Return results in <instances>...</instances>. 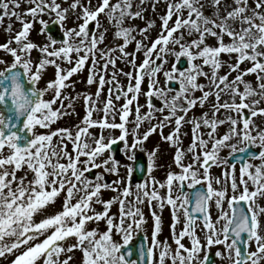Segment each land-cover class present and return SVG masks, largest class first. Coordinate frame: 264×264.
<instances>
[{"label":"snow or ice","instance_id":"1","mask_svg":"<svg viewBox=\"0 0 264 264\" xmlns=\"http://www.w3.org/2000/svg\"><path fill=\"white\" fill-rule=\"evenodd\" d=\"M147 2L0 0V25L5 18L21 25L8 23L0 42V258L12 257L10 264H215L214 246L222 249L214 256L227 264H264V127L254 119L264 117V0H151L153 12L166 5L155 37L156 21L143 15ZM101 17L116 29L113 40L119 43L105 45L109 28ZM137 19L145 22L142 27L127 24ZM36 23L44 42L31 38ZM50 24L60 27V39L49 32ZM169 57L174 62L166 69ZM181 58L187 61L183 69L177 66ZM50 67L54 78L41 86ZM84 70L95 92L69 93L76 86L71 78ZM176 82L178 90L170 87ZM81 100L79 122L58 126L78 115ZM206 103L209 112L189 116ZM186 124L191 142L184 148ZM158 130L175 147L181 170L169 171L164 181L152 175L159 148L143 147ZM119 142L130 163L113 154ZM249 145L260 150L249 152ZM137 151L148 152V176L134 183V174L144 171ZM213 166L220 175L212 174ZM107 175L116 179L109 182ZM185 187L194 190L191 198ZM105 192L115 195L105 199ZM58 200L60 208L49 213ZM145 205L153 221L150 243L134 251L133 232L148 224ZM157 206L161 214L171 208L170 237L164 239Z\"/></svg>","mask_w":264,"mask_h":264},{"label":"rangeland","instance_id":"2","mask_svg":"<svg viewBox=\"0 0 264 264\" xmlns=\"http://www.w3.org/2000/svg\"><path fill=\"white\" fill-rule=\"evenodd\" d=\"M138 3H139V0H134V4H138ZM23 7L26 8V7H28V5L25 4V5H23ZM144 7L146 8V11H144L143 15L147 19H154L156 21V28H154L152 30V36L155 37L156 34H157V30L159 29V26H160L159 16L164 14V12L166 11V5L164 3L158 4L157 7H156V11L153 12L152 7H151V0H148V2L144 5ZM18 11H20V10H18ZM43 18L45 20H50V18L47 15L44 16ZM53 19H54V17H53ZM10 22L13 23V26H14L15 29H19L21 27L19 22L15 21L14 18H13L12 21H9L7 18H5V21H4L3 25H0V42L4 41V39H5L6 35H7V33L5 32V28H6L7 24L10 23ZM72 23H73L72 20L68 21L69 26H72ZM101 23L105 27L109 28V32L107 33V39L105 41V45L119 43L120 41L113 40V33L115 32L116 29L114 27H112V25H110L108 23L107 19L104 18V17H101ZM144 23L145 22L143 20H140V19H137L135 21H128L127 22V24L140 25L141 27L144 25ZM127 24H126V26H127ZM40 27H41V25L39 23H36L35 27H34V30L31 33L32 40L35 41V42H38V43H41V42L45 41V36L39 34ZM137 39H140V37L137 36ZM209 43L212 44V43H215V41L210 39ZM105 45H101V47H104ZM57 46H59V45H57ZM134 50H135V43H132V44H130L128 46L127 51L133 52ZM33 55L35 56V55H37V53L34 52ZM137 55H138L137 62L139 63L143 59V55H142V53H138ZM182 59L186 60V58H181V60ZM223 59L224 60H228V56L224 55ZM172 62H174L173 58L169 57V63L167 65H165V68L166 69L170 68ZM117 63H118V66L120 68L124 69V71H128L129 70V67H126L125 64L122 61H118ZM177 66L179 67V63H178ZM246 66H248V65H242V67H246ZM205 70L207 71L208 69L206 68ZM54 71H55L54 68L50 67L48 69L47 74L44 77V80L41 82V86H43L44 81H46V80H48L50 78H54ZM109 71H111V69ZM226 71H227V68L222 69V72H226ZM87 75H88L87 70H84L81 73H79V74L75 75L74 77H72L71 79L76 81L75 90L68 89V92L72 93V94H75V92L83 93V92H86V91L87 92H95L96 85H87V82H86ZM233 75H235V73H233ZM246 79L250 80V81H254L255 77L254 76H248V77H246ZM120 80H121V83H125V84L127 83L126 78L123 77V76L120 77ZM160 81H161V84H163L164 77H163L162 74L160 75ZM200 82L204 83L205 82L204 78H201ZM170 87L178 90V87H179L178 82L170 84ZM144 90L147 91L146 82H145V85H144ZM174 94L175 93L173 92V93H170L169 95L171 96V95H174ZM195 95L196 96H200L201 93L200 92H196ZM210 99H213V98H210ZM155 102L157 104H159V101H155ZM140 103L141 104H145V98L143 96L140 98ZM261 106H264V104H262ZM75 108H76V113H78V115H69V116L64 117L62 120L58 121V126L71 127V126H73V125H75V124H77L79 122V120L84 115L83 101L82 100L78 101L75 104ZM210 108H211V104L210 103H206L203 108H201L198 105L196 108H194L192 110V112L189 113V116L195 115V116L199 117L204 112H209ZM146 111H147L146 108L142 109V112H146ZM154 115L157 118H162L161 114L158 113V112L154 113ZM130 119H134V115L132 117H130ZM254 119H255L257 124H260L262 127H264V117H256ZM151 123L155 124V123H157V120L154 119V120L151 121ZM148 124H149V122L145 121V123L141 126L140 131L141 132L145 131L147 129V127H148ZM129 127H131V125ZM226 130H227V126L226 125L222 126L219 129V131L221 133H223ZM171 131H172V125H169L168 127L164 128V135L165 136L168 135ZM203 131L206 132V131H208V129H204ZM182 133H187V135H183L182 136L183 147L187 148L189 146L190 142H191V125L190 124L184 125V127L182 129ZM114 135L118 136L119 135V131H116L114 133ZM253 135H255V132H253ZM128 139H129V143H130L132 137L130 136ZM121 144H122V149H121V152H120V157H116V155L114 153L113 154L115 155L116 159L121 161L122 164L130 163V161H128L126 156L124 155L123 142H121ZM238 146L239 147H243L244 145L243 144H239ZM252 146H253L254 149H259L256 145H252ZM143 147L146 148L148 151H152V150L156 149L157 147L159 148V151L157 152V155H156V158H155L154 171L152 173V175L155 176L157 180L164 181L166 179V175H167V173L169 171H174L176 173H179L181 171L174 163V154H175V151H176L175 147L171 146L169 142H167V141H165V140H163L161 138L159 130L156 133H153L149 137V139L144 142ZM69 148H71V145H69ZM138 152H140L142 154H146L147 158H148V152L137 151V153ZM221 155L222 156H227L228 155V151L225 150L224 152L221 153ZM190 160H191V156L189 155L185 159L184 162L188 163V162H190ZM254 163H259V161H254ZM237 167L239 168L238 165H237ZM100 171H102V169ZM211 171H212L213 175H220L221 174V168L220 167L213 166ZM121 174L122 175L125 174V169L121 168ZM147 176H148V174H147ZM105 179L110 182L111 180L116 179V177L114 175H107L105 177ZM134 183H135V181H134ZM185 184L187 185V182H185ZM177 191H178V189H177ZM162 194H164V190H162ZM113 195H115V193L105 192L104 193V198L108 199V198H111ZM260 203L262 205H264V200H261ZM154 206H155V202H154ZM96 207L98 209H100V205H97ZM224 207H225V209H227V204L226 203H225ZM59 208H60V202L58 200L57 204L52 206V207H50L48 209V211H49V213H52V212H54L55 210H57ZM155 210L157 211L158 214H161L160 213V209L158 208V206L155 207ZM111 211H112V213H117L118 212V205H114ZM143 211H144L145 216H146V218L148 220V224L145 225L144 231L133 232L132 239H131V241L129 243L133 242L140 232H143L144 234H145V232L148 233L149 239L147 240V243H150L151 225L153 223L152 217H151V210H150V208L147 205H145V206H143ZM212 212H213V217L215 218V216L217 215V210L215 209V207H213ZM161 215H162V220H163V225H164V231H163V233H162L160 238L164 239L166 237H170V230H169V225L171 223V208H170V206H166L164 208V210H163ZM181 219H183V213H181ZM89 226L90 227H96L95 224H90ZM99 228H100L101 231L105 230V224L103 222H100ZM201 236H203V233H201ZM115 239L117 241H119V242H122L120 236H116ZM217 250H222V249H219V246H214L211 249V254H212L213 259L215 260V264H227L226 261H221L220 258L214 256V253ZM253 250H254V245H253ZM79 257H80V253L77 252L76 253L77 260L79 259ZM11 259H12V257H8L6 259L5 258H0V264H10Z\"/></svg>","mask_w":264,"mask_h":264},{"label":"water","instance_id":"3","mask_svg":"<svg viewBox=\"0 0 264 264\" xmlns=\"http://www.w3.org/2000/svg\"><path fill=\"white\" fill-rule=\"evenodd\" d=\"M49 32L51 33V35H53L55 38L57 39H60L61 38V34L60 32L57 30V25H52L49 27ZM183 66L185 65L184 63H182ZM115 146H119V144H116ZM114 146V147H115ZM113 147V148H114ZM120 146L118 147L117 151L119 152V149ZM249 152H255L253 150H251L249 148ZM137 162L144 168V171L143 172H136L135 173V177H137V182H140L144 179V177L146 176L147 174V160H146V157L145 156H137ZM232 162H236L235 160H232ZM199 188V186H197ZM185 191H186V187H185ZM194 190H191V193L193 192ZM141 243H144L146 244L145 242V239L142 235H140L137 240L133 243V244H130L129 247H131L134 251L138 250L139 249V246ZM135 258V257H133Z\"/></svg>","mask_w":264,"mask_h":264}]
</instances>
